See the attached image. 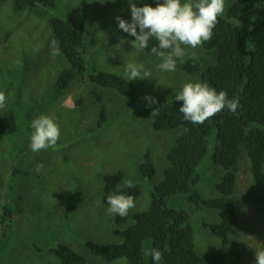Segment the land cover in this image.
I'll return each mask as SVG.
<instances>
[{"label":"rangeland","instance_id":"rangeland-1","mask_svg":"<svg viewBox=\"0 0 264 264\" xmlns=\"http://www.w3.org/2000/svg\"><path fill=\"white\" fill-rule=\"evenodd\" d=\"M167 1L56 0L52 9L18 11L12 0H0V116L19 110L17 132L0 135V209L8 199L7 206L19 210L16 220L0 222V264H55L50 251L60 244L81 255L85 264L118 263H106L86 248L87 243L119 244L114 230L125 227L115 226L112 209L101 204L102 177L121 171L140 189L130 214L147 207L177 135L152 130L154 110L169 98L193 99L199 78L184 72L183 65L189 60L204 66L216 62V50L202 47L198 16L209 6L225 15L233 4L185 0L175 19L177 30L170 32L164 17ZM82 6L89 8V24L81 59L72 66L59 52L49 21L66 19L71 8ZM253 20L247 13L239 21L250 29ZM159 35L169 37L167 51L140 50L142 40ZM65 70L72 72V80L59 92L55 78ZM97 72L131 82L136 89L133 101L127 104L119 93L91 83L88 77ZM259 128L264 130V124ZM214 149L211 142L197 170L196 189L205 199L217 197L215 184L223 175L212 163ZM145 155L154 166L151 179L141 178L137 168L147 163ZM246 160L242 149L232 195L241 202L242 214L229 240L245 249L240 264H264V185L253 184ZM168 205L180 208L172 200ZM182 207L189 215L196 253L207 259L219 247L208 228L219 223L218 213L189 201H182Z\"/></svg>","mask_w":264,"mask_h":264},{"label":"trees","instance_id":"trees-1","mask_svg":"<svg viewBox=\"0 0 264 264\" xmlns=\"http://www.w3.org/2000/svg\"><path fill=\"white\" fill-rule=\"evenodd\" d=\"M184 1H167L164 17L170 23L166 26L170 32L177 30L175 19ZM12 3L18 11L37 6L52 9L56 0H12ZM247 13H252L254 18L250 29L239 21L245 20ZM89 17V8L82 6L71 8L66 19L56 17L49 21L59 52L72 66L84 51L83 39ZM198 21L203 28L202 47L216 50V62L204 66L196 60L187 61L183 71L199 78L193 99L183 102L169 98L154 110L152 130L177 131V135L165 154V166L163 157L165 169L150 192L147 207L130 214L129 209L139 196L138 185L126 181L120 171L102 177L101 204L112 209L115 226L125 225L114 230V235L120 238L119 244H86L92 256L106 263L240 264L245 253L243 246L229 240L242 214L241 202L232 195L242 149L253 184L264 185V130L259 128L264 124V0H233L225 15L209 6L198 16ZM170 46L167 35L149 37L139 43L140 50L146 53H163ZM88 79L101 88L116 91L126 98L127 104L135 97L134 85L113 73L97 72ZM71 80L72 72L62 71L55 78L54 88L59 92L66 90ZM19 95L15 94L12 101L15 102ZM15 112L19 110L15 108L0 116L1 136L17 132ZM211 142L215 145L212 163L221 168L223 175L215 184L217 197L205 199L196 189L197 170ZM144 160L147 163L139 164L138 169L142 177L151 179L154 166L149 156L145 155ZM169 200L178 203L180 208L170 207ZM182 201H189L196 208H213L218 213L219 223L208 228L219 240V247L207 259L196 253L192 226L189 215L182 210ZM7 205L8 199L0 209L1 224L10 223L19 216L15 206ZM75 210L76 206L66 212ZM2 229L0 226V239ZM50 256L57 261L55 264H85L81 255L62 244L52 249Z\"/></svg>","mask_w":264,"mask_h":264},{"label":"bare ground","instance_id":"bare-ground-1","mask_svg":"<svg viewBox=\"0 0 264 264\" xmlns=\"http://www.w3.org/2000/svg\"><path fill=\"white\" fill-rule=\"evenodd\" d=\"M152 23H153V21H152ZM199 47V46H198ZM194 48V47H193ZM200 48V47H199ZM196 51V50H195ZM189 54V53H188ZM195 54V53H194ZM196 55V54H195ZM186 59V58H185ZM93 62V61H92ZM98 62V61H97ZM96 62V63H97ZM98 64H100V63H98ZM98 68V67H97ZM95 70V69H94ZM190 79V78H189ZM193 79V78H192ZM116 92V91H115ZM91 150V149H90ZM88 152H89V150H88ZM94 158V157H93ZM140 164V163H139ZM142 167V166H141ZM138 168V167H137ZM154 168V167H153ZM161 168V167H160ZM165 169V168H164ZM149 170V169H148ZM150 171V170H149ZM121 172V171H120ZM136 172V171H135ZM152 172V171H151ZM104 173V172H103ZM114 173V172H113ZM144 173V172H143ZM141 174V173H140ZM124 175V174H123ZM143 175V174H142ZM161 176V175H160ZM142 177V176H141ZM72 181V180H71Z\"/></svg>","mask_w":264,"mask_h":264}]
</instances>
